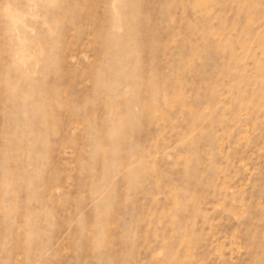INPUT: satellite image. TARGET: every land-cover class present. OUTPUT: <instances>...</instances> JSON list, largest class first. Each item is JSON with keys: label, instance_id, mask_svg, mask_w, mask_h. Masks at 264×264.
I'll use <instances>...</instances> for the list:
<instances>
[{"label": "rangeland", "instance_id": "1", "mask_svg": "<svg viewBox=\"0 0 264 264\" xmlns=\"http://www.w3.org/2000/svg\"><path fill=\"white\" fill-rule=\"evenodd\" d=\"M0 264H264V0H0Z\"/></svg>", "mask_w": 264, "mask_h": 264}]
</instances>
